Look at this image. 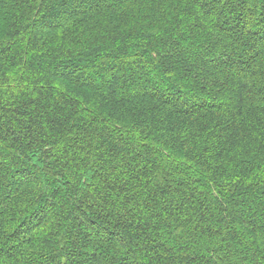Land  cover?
I'll return each instance as SVG.
<instances>
[{"label":"trees","instance_id":"1","mask_svg":"<svg viewBox=\"0 0 264 264\" xmlns=\"http://www.w3.org/2000/svg\"><path fill=\"white\" fill-rule=\"evenodd\" d=\"M0 264H264V0H0Z\"/></svg>","mask_w":264,"mask_h":264}]
</instances>
